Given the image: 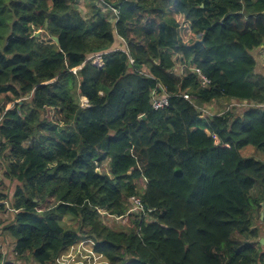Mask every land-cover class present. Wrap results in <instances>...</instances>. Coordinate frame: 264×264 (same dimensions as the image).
<instances>
[{
  "label": "trees",
  "instance_id": "obj_1",
  "mask_svg": "<svg viewBox=\"0 0 264 264\" xmlns=\"http://www.w3.org/2000/svg\"><path fill=\"white\" fill-rule=\"evenodd\" d=\"M104 1L115 23L74 0H0V157L19 182L8 207L0 194L2 236L34 264H59L81 240L108 264H264V160L241 152L264 150V110L204 118L181 96L264 102V0ZM117 36L125 49L111 48ZM99 51L102 66L88 60ZM187 62L208 87L178 74ZM133 195L146 214L129 212ZM0 264H14L2 248Z\"/></svg>",
  "mask_w": 264,
  "mask_h": 264
},
{
  "label": "rangeland",
  "instance_id": "obj_2",
  "mask_svg": "<svg viewBox=\"0 0 264 264\" xmlns=\"http://www.w3.org/2000/svg\"><path fill=\"white\" fill-rule=\"evenodd\" d=\"M74 6L76 9H78L85 17H90L92 15H100L103 18L115 23L118 19V13L117 11L109 6L104 0H74ZM39 32V31H38ZM119 38V39H118ZM122 47L123 49L126 48V45L124 44L123 40L120 39V37L117 36V40L114 43V45L111 47L112 49ZM258 50L255 51L257 53ZM107 87H111V84H107ZM78 101V97H76ZM229 99H222L221 101H217L216 103L220 107H225L227 104H229ZM235 109L234 113H241V110L243 108L240 107H232L231 110ZM230 110V111H231ZM50 117H53L57 119L58 114L56 112V109L50 108ZM30 142H25L24 145H29ZM242 154L245 156H254L257 158H260L264 160V150L259 148H254L247 146L241 150ZM105 164V165H104ZM104 164L100 167V169L105 170V167H109V161L106 160ZM140 167L142 165V162L139 161ZM6 162L5 159L0 157V194H7L9 196V200L6 201V205L8 207L9 204H11L14 192L16 190V187L18 186L19 182L15 179L8 178L6 174ZM2 203V199L0 198V204ZM8 203V204H7ZM9 211H4L0 208V248H2L3 252L7 254L8 259L16 263V254L14 252V245L13 240L11 238H4L2 236L3 226L10 221L11 215H10V209ZM104 221L112 226V227H129L130 222H125L123 218L118 217H112V216H104ZM65 225H72L73 223L68 220V218H65L64 221ZM77 248V249H74ZM77 260L75 264H107L104 257H101V255H97L93 250V243L92 242H86L82 245V247H73L68 248L65 251L62 252V254L59 256V263L63 264H71L72 261ZM21 264H34L35 262L27 263L25 260L20 261Z\"/></svg>",
  "mask_w": 264,
  "mask_h": 264
},
{
  "label": "built area",
  "instance_id": "obj_3",
  "mask_svg": "<svg viewBox=\"0 0 264 264\" xmlns=\"http://www.w3.org/2000/svg\"><path fill=\"white\" fill-rule=\"evenodd\" d=\"M103 54H104L103 51L95 52V53L89 55L88 60H91L96 65L102 66L104 64ZM130 62L134 63V59H130ZM80 68L81 67H79L78 69H74L72 72L74 74H77V71ZM176 71L181 76L186 75V73L188 71L193 72L194 74L197 75L200 85L204 88L208 87L211 83V80L201 71V69L198 68L197 66L193 65L192 63L187 62L185 64L179 65L177 67ZM181 96H183L185 99H187L191 103H193L195 105V107L198 109L200 116L204 117V118L213 117L215 115L216 116L217 115H223V114L229 112L232 107H237V106L240 108H243L244 110L251 109V108L264 110V102H259V101H255V100H245V99L241 100V99L230 98L229 104H227L225 107H220L216 103V100H213L211 102L204 103V104L200 105L196 102L195 97L192 96L191 94H189L187 91L182 93ZM151 99H152V107L154 109H163L169 105L170 95L167 93L165 86L162 85L161 83H158L157 86L151 92ZM81 105L82 106H88L89 105L88 99L86 97L81 98ZM1 120H2V118H0V122H1ZM210 134L215 139V141L217 143L219 141L218 135L215 133H210ZM144 181L146 182V179ZM130 202H131V208H130L129 212H138V213H144V214L147 213V210L144 207V203L142 202V200L139 196H137V195L131 196ZM99 211H101V210L99 209ZM86 242H91V241L90 240H81L76 246H72L70 248L78 247V246L82 247V245L85 244ZM74 249H77V248H74ZM96 254L101 255V257H104L102 254H99V253H96ZM58 262H59V259H58ZM76 262H77V260L72 261L71 264H75ZM106 263L108 264L107 260H106ZM14 264H21V262L17 261ZM59 264H63V263H59Z\"/></svg>",
  "mask_w": 264,
  "mask_h": 264
},
{
  "label": "crops",
  "instance_id": "obj_4",
  "mask_svg": "<svg viewBox=\"0 0 264 264\" xmlns=\"http://www.w3.org/2000/svg\"><path fill=\"white\" fill-rule=\"evenodd\" d=\"M256 50H258L257 53H255ZM256 50L253 51V54H254V56H255V58L257 60L256 76H260L261 75V77H263L264 76V45L259 47V48H257ZM19 261H21V260H19Z\"/></svg>",
  "mask_w": 264,
  "mask_h": 264
},
{
  "label": "water",
  "instance_id": "obj_5",
  "mask_svg": "<svg viewBox=\"0 0 264 264\" xmlns=\"http://www.w3.org/2000/svg\"><path fill=\"white\" fill-rule=\"evenodd\" d=\"M39 33H40V31L37 32L36 35H39ZM54 39H55V41H56L57 43H59V38H58V37H54ZM98 171H100V169H98ZM263 205H264V203H263ZM263 216H264V211H262V213H261V217H263ZM260 242H261L262 244L264 243V237L260 239Z\"/></svg>",
  "mask_w": 264,
  "mask_h": 264
}]
</instances>
